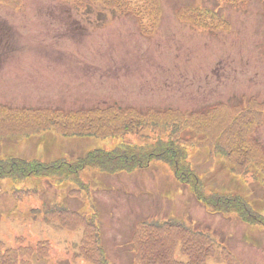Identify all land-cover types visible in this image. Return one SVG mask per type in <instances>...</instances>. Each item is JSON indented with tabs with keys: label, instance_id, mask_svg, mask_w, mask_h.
Listing matches in <instances>:
<instances>
[{
	"label": "rangeland",
	"instance_id": "1",
	"mask_svg": "<svg viewBox=\"0 0 264 264\" xmlns=\"http://www.w3.org/2000/svg\"><path fill=\"white\" fill-rule=\"evenodd\" d=\"M231 1L157 0L156 10L138 17L104 0H0V159L72 161L89 150H112L121 146L111 138L115 127L127 132L125 142L147 145L137 115L105 113L115 103L146 110L221 102L215 116L222 128L234 114L228 141L217 151L200 146L193 165L208 190H238L264 214V188L250 163L258 156L264 166V114L254 112L255 127L245 137L240 132V108L264 112V0ZM202 8L223 24L215 19L217 27L198 28L199 18L188 16ZM184 75L185 84L170 85ZM250 99L257 105L250 107ZM94 108L97 135L113 125L107 137L64 136L76 120H92L87 110ZM250 137L259 145L244 151L239 138ZM227 156L243 174L225 167ZM165 221L173 227L163 240L174 250L166 264L186 262L184 243L189 258L200 250L207 255L203 264H264V230L214 214L161 161L132 173L86 170L61 186L1 182L0 264H149L135 239L158 250V232L141 226ZM184 227L196 235L186 237Z\"/></svg>",
	"mask_w": 264,
	"mask_h": 264
},
{
	"label": "trees",
	"instance_id": "2",
	"mask_svg": "<svg viewBox=\"0 0 264 264\" xmlns=\"http://www.w3.org/2000/svg\"><path fill=\"white\" fill-rule=\"evenodd\" d=\"M104 1L110 6L116 8L118 12L120 10L131 11L138 17H140L142 12L151 13L157 9V0ZM188 17L194 18L195 21L196 18H199V22L196 21L194 23L200 29H206L208 23H211L212 27H217L218 23L223 24L220 17L208 8L194 9V16ZM215 19L218 21L217 24H215ZM186 82L187 75H184L180 78L173 77V80H170L169 83L170 85L180 86ZM202 87L203 86L199 85L197 88L198 91H200ZM249 103L251 104L250 107H252V105H257L253 99H250ZM130 106L128 105L122 107L121 104L118 105L115 103L106 107L105 113L113 112L121 119H125L127 114L130 112L137 115L139 120L142 122V131L138 136L140 137L141 134L143 135V137L139 138L141 140H146V138H148L150 142L147 145L140 148V145L137 143L130 144L125 142L123 139L127 138V132H123L121 129L115 127L116 131L114 132V135L110 137L119 138L121 146L112 150L94 149L88 151L83 156L78 157L76 160L64 161L61 159L54 162H44L38 159L24 160L17 157L1 158L0 184L6 180H11L13 182L27 181L28 183L46 180L55 183L57 186H61L73 183L75 180H80L81 175L86 170L97 171L102 174L132 173L149 168L151 163L154 161H161L172 169L177 182L185 187H188L193 196L201 204H204L206 208L212 210L214 214H223L226 216L235 215L244 223L259 225L264 228V214L259 213L252 208V205L248 202V198L246 197L247 194L241 193L238 190H233V193H216L215 190H208L204 182V178L200 175L192 162V156L194 157V155L199 152L200 146L205 147L204 145H208L211 146L214 151H217L218 148L216 147L219 145L220 141H228V136L224 139V135H228L227 131L232 129L230 117L234 114L230 115L227 122H225L224 128H222V122L219 121V115L215 116L220 112V108L223 106V103L216 102L195 109L149 107L146 110H142L139 108L135 109ZM27 111L29 110L27 109ZM87 111L90 112L92 120H84L81 122L76 120V124L69 126L67 131L64 133L65 137L102 138L108 136V131L113 129V125H110L112 129L103 127L97 135L95 133L96 129L94 123L95 120H99L98 113L100 110L98 108H94L93 110ZM240 112L242 113L240 117L243 121L240 125V132L241 136L243 134L245 137L244 131L249 128L250 125L253 126L252 123L255 119L254 112H257L259 115L262 113L264 114V112L260 111L258 108H253L247 112L244 110V107L240 108ZM232 119L234 124L236 119ZM211 122L213 123L212 126ZM204 124L208 126V132L203 129ZM223 129L224 131H221ZM219 131L220 133L218 134ZM205 133L209 135V138L208 136H205ZM239 139L241 147L244 151L246 150L245 147L248 144L254 147L259 145L252 137H250L249 140L244 138ZM208 141L211 145L208 144ZM261 156L264 157L263 151ZM226 158L229 164L225 167L236 175L238 172L232 162V157L227 156ZM250 163H253L255 165V170H257L255 180L258 181L264 188V166L260 165V157L254 156ZM225 167L223 168L228 170ZM238 174L243 173L240 172ZM84 185L87 186L85 183ZM14 191H20V187L15 186ZM153 224V226L144 224L141 227L145 226L150 228L151 231L155 230L156 233L158 232L157 240L152 244L155 248H158V250H145L147 245L142 246L143 242L139 239H135L137 247L142 248V250H140V253L142 254L140 259H146L147 256L148 258L146 260H148L149 264L171 263L173 262L172 257L174 258V250L173 248L165 245L163 238L169 233L173 226L169 224V221H165L163 223L153 222ZM190 231L192 230L184 227L181 230V233L186 237L196 235ZM140 232L142 233V230H140ZM184 246H186L185 243L183 244L181 252L186 257V262L177 261L175 264L204 263V259L207 255L204 254L202 250H200L193 258H189L187 253L184 251ZM104 256L106 258V255L101 253V257L104 258ZM233 261L236 263L238 262L235 257L233 258Z\"/></svg>",
	"mask_w": 264,
	"mask_h": 264
}]
</instances>
